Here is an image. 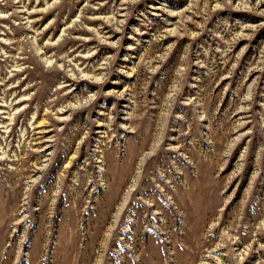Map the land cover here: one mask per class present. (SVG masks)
I'll list each match as a JSON object with an SVG mask.
<instances>
[{
	"label": "rangeland",
	"instance_id": "obj_1",
	"mask_svg": "<svg viewBox=\"0 0 264 264\" xmlns=\"http://www.w3.org/2000/svg\"><path fill=\"white\" fill-rule=\"evenodd\" d=\"M0 264H264V0H0Z\"/></svg>",
	"mask_w": 264,
	"mask_h": 264
}]
</instances>
